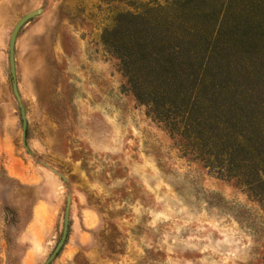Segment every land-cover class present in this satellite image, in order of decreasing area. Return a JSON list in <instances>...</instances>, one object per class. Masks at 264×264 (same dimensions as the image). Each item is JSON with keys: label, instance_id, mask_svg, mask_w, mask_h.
Here are the masks:
<instances>
[{"label": "rangeland", "instance_id": "1", "mask_svg": "<svg viewBox=\"0 0 264 264\" xmlns=\"http://www.w3.org/2000/svg\"><path fill=\"white\" fill-rule=\"evenodd\" d=\"M128 9L0 0V264H43L67 211L71 237L50 264H264V202L154 119L102 44ZM205 83L264 130V51L228 50Z\"/></svg>", "mask_w": 264, "mask_h": 264}, {"label": "trees", "instance_id": "2", "mask_svg": "<svg viewBox=\"0 0 264 264\" xmlns=\"http://www.w3.org/2000/svg\"><path fill=\"white\" fill-rule=\"evenodd\" d=\"M104 47L119 59L136 99L185 138L204 166L238 179L264 202V130L224 111L205 83L233 48L264 51V0H125Z\"/></svg>", "mask_w": 264, "mask_h": 264}, {"label": "water", "instance_id": "3", "mask_svg": "<svg viewBox=\"0 0 264 264\" xmlns=\"http://www.w3.org/2000/svg\"><path fill=\"white\" fill-rule=\"evenodd\" d=\"M21 24H22V21L16 25L11 35L10 43H9V61H10V68H11V73H12L13 89L19 100H20V96H19L17 83H16L15 44H16V37L19 31V28L21 27ZM22 121H23V132L25 134L26 129H27V119L24 113L22 114ZM68 232H69V218H68V211H67L66 217L64 220V226H63L61 238L58 241L55 248L53 249V251L46 258L43 264H50L57 257V255L60 253L61 249L63 248L66 242V239L68 237Z\"/></svg>", "mask_w": 264, "mask_h": 264}, {"label": "crops", "instance_id": "4", "mask_svg": "<svg viewBox=\"0 0 264 264\" xmlns=\"http://www.w3.org/2000/svg\"><path fill=\"white\" fill-rule=\"evenodd\" d=\"M70 237H71V231H69V234H68V240H70ZM65 246H67V245L65 244ZM64 251H65V250H64ZM72 256H73V255H72ZM72 256L69 255V253H67L66 258H67L68 260H70Z\"/></svg>", "mask_w": 264, "mask_h": 264}]
</instances>
